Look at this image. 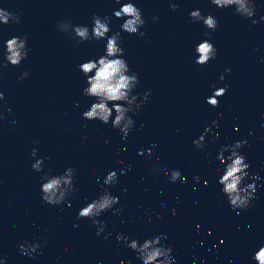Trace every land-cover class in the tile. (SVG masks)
Instances as JSON below:
<instances>
[{"label": "water", "instance_id": "1", "mask_svg": "<svg viewBox=\"0 0 264 264\" xmlns=\"http://www.w3.org/2000/svg\"><path fill=\"white\" fill-rule=\"evenodd\" d=\"M170 2L136 0L146 20L140 36L121 30L115 0H0L20 14L19 23H0V65L12 36L27 35L30 50L19 66L0 67V264H142L117 240L120 232L141 242L167 234L177 264H256L254 253L264 246V179L255 181L260 187L247 210L233 209L218 183L224 165L217 154L247 141L239 151L250 173L264 177V0H256L253 18L211 0H175L176 11ZM197 8L219 20L210 36L189 15ZM94 14L111 17L109 35L121 32L125 58L139 73L135 92L142 99L151 89L140 110L129 113L135 126L127 136L111 123L82 117L94 98L83 95L86 78L78 65L104 54L106 39L77 43L57 27L70 19L91 28ZM205 39L218 52L200 65L195 47ZM24 71L30 75L21 80ZM225 86L219 106H211L207 98ZM209 126L213 132L198 148L193 141ZM41 157L45 167L36 171L32 165ZM69 166L77 169L76 192L62 204L43 203L44 174H63ZM175 169L186 183L170 180ZM110 170L118 172L114 185L104 184ZM105 189L120 197L115 207L122 211L101 213L97 219L106 227L97 235L99 225L78 213ZM29 244L39 245L35 253L21 248Z\"/></svg>", "mask_w": 264, "mask_h": 264}, {"label": "clouds", "instance_id": "2", "mask_svg": "<svg viewBox=\"0 0 264 264\" xmlns=\"http://www.w3.org/2000/svg\"><path fill=\"white\" fill-rule=\"evenodd\" d=\"M115 2L120 7L113 10V15L123 20L121 30L130 35L145 36L141 29L146 24V20L136 0H115ZM211 3L221 9L234 6L235 12L245 18H253L256 15V0H211ZM179 7V3L175 0L170 2V8L173 11L178 10ZM189 15L193 22L202 21L211 30L206 32L205 36H210L219 27V20L212 14L205 15L201 9H194ZM261 19H264V17H261ZM92 20L91 28L88 25L74 24L70 19L57 22L58 29L65 33H71L77 43H84L91 39L97 41L106 39L104 54L97 58L88 59L78 65L79 71L86 78L87 86L83 89V95L94 98L90 107L82 113V117L87 120H99L103 124L111 123L114 128L119 129L124 136H127L135 126V120L129 113H136L140 110L149 99L151 89L144 92L142 99L139 97V93L135 92L140 83L139 73L133 72L125 58L126 50L121 46V32L117 31L109 35L111 32V17L94 14ZM153 20H159V17L153 16ZM13 21L19 23L20 14L0 7V23L8 24ZM252 23L256 24L258 21L253 19ZM143 42L141 41V43ZM5 43L6 62L0 67H7L8 62L13 66H19L30 51L27 35H14L7 39ZM195 52L197 54L195 63L204 65L216 58L218 49L211 40L205 39L196 45ZM226 71H231V69H226ZM29 75V72L24 71L20 79L23 80ZM0 78H2V75H0ZM220 79H224L223 74H221ZM226 93V86L215 89L213 95L207 98V102L213 107H218V98ZM4 97L5 93L0 90V99H4ZM213 123L219 128L217 121H213ZM209 132H213L211 126L207 127L205 132L193 143L198 148L204 147ZM215 137L218 138V134H215ZM245 143L247 141L238 140L234 144L224 145L217 154V159L224 165V171L218 179V183L222 185L221 191L228 198L230 206L233 209L240 210H247L250 207L255 199L257 189L260 187L255 181L264 179L258 173L254 175L250 173L251 165L247 162V157L239 151ZM37 151V149L32 150L33 157L37 155ZM151 151L152 149H148L149 155ZM226 153L228 154L226 155ZM140 154L143 155L144 151L141 150ZM44 159V157L37 159L32 165L33 169L43 171L45 167ZM47 159H51V157ZM76 172L77 169L73 166H69L63 174L59 175L52 174L51 169H49L42 177V202L52 205L64 203L77 190L75 185ZM249 178L252 182L246 183V179ZM118 179V172L110 170L104 184L114 185L118 182ZM195 179L199 181L200 177L197 176ZM170 180L173 182L180 181L181 183L187 182L186 177L182 175L179 169L172 170ZM101 187L103 188L104 185H101ZM119 202V196L113 195L105 189L100 196L94 198L79 210L78 217L91 219L94 224L99 225L97 232V235H99L104 232L106 222L97 219V217L110 209L115 214H119L122 210L115 207ZM68 206H71L70 200H68ZM175 211L173 209V213ZM200 228L201 225L197 224V231ZM107 238L105 236V239ZM116 238L132 249L142 264H177L173 256V248L164 243L168 239L165 233L153 237L146 236L143 242L139 238L129 240V237L123 232L117 233ZM38 247V244H29L27 247L21 246L28 254L35 253ZM253 259L256 264H264V246H261L254 253ZM229 264H232V262L230 261Z\"/></svg>", "mask_w": 264, "mask_h": 264}]
</instances>
